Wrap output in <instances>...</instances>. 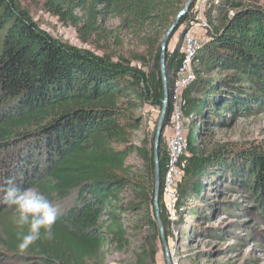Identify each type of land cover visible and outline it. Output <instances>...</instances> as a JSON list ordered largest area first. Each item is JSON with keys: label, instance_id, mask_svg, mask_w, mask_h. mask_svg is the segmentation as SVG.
<instances>
[{"label": "trees", "instance_id": "16d2710c", "mask_svg": "<svg viewBox=\"0 0 264 264\" xmlns=\"http://www.w3.org/2000/svg\"><path fill=\"white\" fill-rule=\"evenodd\" d=\"M185 2L45 0L50 12L77 29L81 18L75 14L83 13L87 32L99 21L117 20L118 30L144 47L133 65L120 55L59 42L20 0H0V188L9 178L21 187L38 186L60 208L54 239L21 252L19 238L27 229L15 224L13 209L0 197V264H85L105 247L122 249L121 215L127 212L139 214L150 231L134 264H156L162 243L153 209L155 132L150 149L131 138L145 106L162 109L159 43ZM194 6L173 35L194 21ZM203 19L207 39L194 51L195 80L182 95L189 157L174 219L162 200L164 130L158 150L159 218L166 241L177 240L174 227L180 244L200 235L199 223L215 212L245 210L217 201L224 191L246 196L264 225V151L225 144L205 149L215 132L264 114V8L258 0H207ZM182 60L179 46L167 50L168 121ZM130 158L138 168L127 165ZM123 193L130 200L121 201Z\"/></svg>", "mask_w": 264, "mask_h": 264}, {"label": "rangeland", "instance_id": "374dc122", "mask_svg": "<svg viewBox=\"0 0 264 264\" xmlns=\"http://www.w3.org/2000/svg\"><path fill=\"white\" fill-rule=\"evenodd\" d=\"M20 1L40 29L59 42L98 55L105 53L120 55L131 61L135 56L144 54L142 42L128 33L120 32L117 20L104 19L98 22L96 28L87 32L85 29L87 19L83 13L75 14L81 18L77 29L71 25V21L62 22L50 12L45 0ZM206 2L207 0L195 1L191 12L194 21L181 26L171 37L168 45L169 52L174 51L177 46L181 48L185 39L195 41L198 45L206 41L203 19ZM258 3L264 8V0H258ZM133 65L137 63L133 61ZM160 113L161 110L157 108L144 107L142 110L143 124L139 130L132 133L131 142L134 145L138 146L145 141L147 148L150 149ZM166 129H163L165 146ZM224 144L235 145L239 148L254 147L264 151V114L239 119L232 128L215 132L205 144V149L210 151ZM127 165L138 168L140 162L130 158ZM216 196V200L220 203H236L245 210L229 214L215 212L210 222L199 223L201 234L192 235L191 242L183 241L180 244L176 235L177 228L173 227L172 231L177 240L167 241L170 264H264V225L258 222L256 216L252 214L253 204L237 191L231 194H226L224 191ZM118 198L123 202L130 200L125 193ZM139 216L131 212L121 215L120 225L124 231L123 239L125 240L122 249L105 247L85 264H134L135 252L145 242V237L150 235L147 227L141 225ZM244 224H248L247 227ZM209 234H219L220 237H210ZM156 264H166L164 248L160 243Z\"/></svg>", "mask_w": 264, "mask_h": 264}, {"label": "built area", "instance_id": "2783aa9c", "mask_svg": "<svg viewBox=\"0 0 264 264\" xmlns=\"http://www.w3.org/2000/svg\"><path fill=\"white\" fill-rule=\"evenodd\" d=\"M205 25V24H204ZM184 39V38H183ZM198 43L183 40L180 53L183 55L180 70L173 85L172 108L169 124L172 135L166 139L167 164L163 178V205L171 219L175 217L178 186L184 177L187 151L188 120L183 115L182 99L185 89L195 80L192 57Z\"/></svg>", "mask_w": 264, "mask_h": 264}, {"label": "clouds", "instance_id": "9594fccd", "mask_svg": "<svg viewBox=\"0 0 264 264\" xmlns=\"http://www.w3.org/2000/svg\"><path fill=\"white\" fill-rule=\"evenodd\" d=\"M0 197L13 209L15 224L27 229L19 238L18 248L21 252L36 246L38 242L54 239V226L60 208L38 186L21 187L9 178L6 186L0 188Z\"/></svg>", "mask_w": 264, "mask_h": 264}, {"label": "water", "instance_id": "95a60500", "mask_svg": "<svg viewBox=\"0 0 264 264\" xmlns=\"http://www.w3.org/2000/svg\"><path fill=\"white\" fill-rule=\"evenodd\" d=\"M196 0H186L184 7L181 11L178 12L174 22L170 25L167 29L164 37L160 42V75L161 80L163 83V92H164V99L163 105L160 113V117L158 120V124L155 131L154 136V144H153V159H154V166H155V179H154V197H153V209H154V216L156 219L157 227L159 230L160 240L162 246L164 248V255L166 258V264H170L169 260V253L167 249V241L164 235V229L159 218V207H158V200H159V187H160V177H159V164H158V150L160 146V138L165 127V122L168 121V113H167V104H168V89H167V79H166V53L168 50L169 41L177 29L179 21L186 17L189 12L190 7Z\"/></svg>", "mask_w": 264, "mask_h": 264}, {"label": "crops", "instance_id": "0c3cea01", "mask_svg": "<svg viewBox=\"0 0 264 264\" xmlns=\"http://www.w3.org/2000/svg\"><path fill=\"white\" fill-rule=\"evenodd\" d=\"M171 135H172V128L169 127L166 129V136L170 137Z\"/></svg>", "mask_w": 264, "mask_h": 264}]
</instances>
